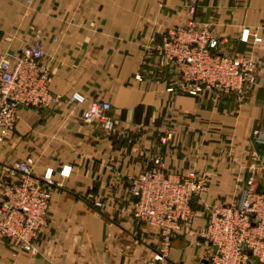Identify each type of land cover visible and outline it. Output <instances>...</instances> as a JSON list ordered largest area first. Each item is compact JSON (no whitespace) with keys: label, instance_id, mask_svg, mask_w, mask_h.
<instances>
[{"label":"crops","instance_id":"1","mask_svg":"<svg viewBox=\"0 0 264 264\" xmlns=\"http://www.w3.org/2000/svg\"><path fill=\"white\" fill-rule=\"evenodd\" d=\"M190 19L210 23L221 53L255 61L242 94L170 88L155 49L168 29ZM263 23L264 0H0V55L38 39L48 90L63 98L18 107L0 144V176L9 162L30 156L33 173L50 169L55 181L35 251L14 255L0 243V264H145L157 241L131 218L126 188L156 156L171 173L207 178V191L191 203L192 222L167 251L169 264H206L208 209L237 198L248 179L264 181ZM73 92L83 103L69 101ZM93 102L109 103L117 120L111 131L83 121ZM165 125L172 137L162 144ZM245 264L264 257L249 254Z\"/></svg>","mask_w":264,"mask_h":264},{"label":"built area","instance_id":"2","mask_svg":"<svg viewBox=\"0 0 264 264\" xmlns=\"http://www.w3.org/2000/svg\"><path fill=\"white\" fill-rule=\"evenodd\" d=\"M209 27L210 23L190 19L168 29L155 49L158 64L168 73L173 90L192 96L207 91L240 95L253 81L255 61L221 53ZM259 30L264 32V23ZM42 56L38 39L13 56L0 55V144L13 130L18 107L43 108L63 100L48 90L49 70ZM134 78L141 80L139 74ZM69 101L81 104L84 96L73 92ZM109 112V103L93 102L81 117L85 123L97 122L111 131L117 120ZM163 128L159 140L167 144L172 129L168 125ZM35 162L30 156L16 159L0 176V243L14 255L34 252L38 235L47 225L55 181L50 169L41 175L33 173ZM64 173L63 169L59 172L61 176ZM126 189L133 199L131 218L151 231L157 241L145 264H169L171 239L192 222L191 203L207 191V178L195 171L171 173L156 156L130 178ZM208 211L201 231L206 264H245L249 254L257 260L264 257V181L248 179L237 198Z\"/></svg>","mask_w":264,"mask_h":264}]
</instances>
